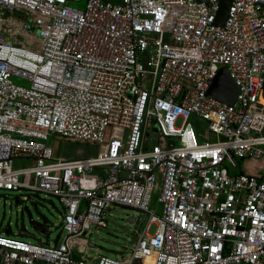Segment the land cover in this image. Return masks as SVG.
<instances>
[{
	"label": "built area",
	"instance_id": "obj_1",
	"mask_svg": "<svg viewBox=\"0 0 264 264\" xmlns=\"http://www.w3.org/2000/svg\"><path fill=\"white\" fill-rule=\"evenodd\" d=\"M78 1L0 0V190L63 208L60 242L1 234L0 264H264V173L237 169L264 161V0H229L222 26L219 0ZM219 68L232 106L206 95ZM52 135L97 152L55 159ZM114 206L146 214L144 229L127 258H87L81 238Z\"/></svg>",
	"mask_w": 264,
	"mask_h": 264
},
{
	"label": "rangeland",
	"instance_id": "obj_2",
	"mask_svg": "<svg viewBox=\"0 0 264 264\" xmlns=\"http://www.w3.org/2000/svg\"><path fill=\"white\" fill-rule=\"evenodd\" d=\"M111 2H118L119 0H108ZM85 0L78 2H71L69 6L77 10H83ZM14 83L21 84L13 80ZM188 122L191 124L193 131L198 139V142H211L214 141L213 137L205 132V123L201 122L195 117H190ZM180 119H177L175 126H179ZM150 133L154 134V129L150 128ZM45 144L51 149L52 157L55 159H80L87 156H94L97 152V145L87 141H72L65 140L59 136H50ZM26 161L14 160L11 168L18 169L25 165ZM237 169L243 170L245 173L263 174L264 173V161L250 162L246 167H238ZM237 172V171H236ZM155 180L150 194V202L148 204V210L154 215H160L161 207L157 203V199L160 191L161 179L158 174H154ZM28 192L21 190L15 191H3L0 190V235L2 229L7 225L10 229L9 237L18 241L35 244L36 239L42 240V242L48 245L52 244V240L58 237L60 242L63 233L61 232V222L63 208L55 196L38 193L37 199H32L26 196ZM14 198L21 199L20 203L15 204ZM48 200L49 202L42 201ZM35 204V206L32 205ZM25 209V211H24ZM43 217L48 223V235L43 236L29 225L28 219L33 222H40ZM128 217H135L138 221L137 224H128L126 222ZM102 219L106 221L105 228H95L90 226L86 234L81 238L85 241V255L87 258H97L98 256H104L107 258H127L130 250L133 247L131 242L132 233L137 236L142 232L147 221V215L143 213L133 212L129 209H123L118 206L110 208L102 216ZM22 223L25 232L28 237H22L17 234L19 223ZM136 228V231H134ZM155 232V226L150 225L146 230V235L152 236ZM88 244L91 245L88 246ZM73 252L77 256H82L76 250L74 245ZM122 254L121 257L119 255ZM145 262H151V258H145Z\"/></svg>",
	"mask_w": 264,
	"mask_h": 264
},
{
	"label": "water",
	"instance_id": "obj_3",
	"mask_svg": "<svg viewBox=\"0 0 264 264\" xmlns=\"http://www.w3.org/2000/svg\"><path fill=\"white\" fill-rule=\"evenodd\" d=\"M228 9H229V0H219L218 1V9L215 14L214 20L212 24L214 26H222L225 23V20L228 15ZM207 97L211 98L212 100L226 105V106H232L234 104L236 95H237V89L229 77L227 71L224 68H219L214 76V78L211 81V84L209 85L207 92H206ZM264 95V82L263 86L261 89L260 96ZM31 199H37L38 195L37 194H27ZM49 202L48 200H43ZM21 199L19 198H14L13 202L15 204L20 203ZM33 206H35L34 203H32ZM25 211V209H24ZM126 222L128 224H132V219L131 217L127 218ZM28 223L34 230H36L38 233H40L43 236H46L48 231H47V226L46 224L48 223L43 217H41L40 222L36 223L28 219ZM2 233L5 236H8L10 234V229L6 225L2 229ZM17 234L22 236V237H28L29 235L25 232L22 223H19V228L17 231ZM131 242H135V238L132 237ZM56 239L52 240V245H55ZM36 244H40V239H36ZM88 246L91 247L90 244Z\"/></svg>",
	"mask_w": 264,
	"mask_h": 264
},
{
	"label": "crops",
	"instance_id": "obj_4",
	"mask_svg": "<svg viewBox=\"0 0 264 264\" xmlns=\"http://www.w3.org/2000/svg\"><path fill=\"white\" fill-rule=\"evenodd\" d=\"M78 243H79V241H77V240L72 241V245H73V246L76 245V249H77V245H78Z\"/></svg>",
	"mask_w": 264,
	"mask_h": 264
},
{
	"label": "bare ground",
	"instance_id": "obj_5",
	"mask_svg": "<svg viewBox=\"0 0 264 264\" xmlns=\"http://www.w3.org/2000/svg\"><path fill=\"white\" fill-rule=\"evenodd\" d=\"M260 100H261V102L264 104V95H261V96H260Z\"/></svg>",
	"mask_w": 264,
	"mask_h": 264
},
{
	"label": "trees",
	"instance_id": "obj_6",
	"mask_svg": "<svg viewBox=\"0 0 264 264\" xmlns=\"http://www.w3.org/2000/svg\"><path fill=\"white\" fill-rule=\"evenodd\" d=\"M238 164H239V162H238ZM238 173H242L243 171H237Z\"/></svg>",
	"mask_w": 264,
	"mask_h": 264
},
{
	"label": "flooded vegetation",
	"instance_id": "obj_7",
	"mask_svg": "<svg viewBox=\"0 0 264 264\" xmlns=\"http://www.w3.org/2000/svg\"><path fill=\"white\" fill-rule=\"evenodd\" d=\"M30 200H32V199L30 198Z\"/></svg>",
	"mask_w": 264,
	"mask_h": 264
}]
</instances>
